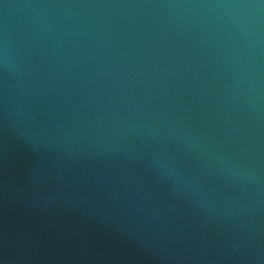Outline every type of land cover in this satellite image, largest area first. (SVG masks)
<instances>
[{
	"label": "water",
	"instance_id": "95a60500",
	"mask_svg": "<svg viewBox=\"0 0 264 264\" xmlns=\"http://www.w3.org/2000/svg\"><path fill=\"white\" fill-rule=\"evenodd\" d=\"M0 264H264V0H0Z\"/></svg>",
	"mask_w": 264,
	"mask_h": 264
}]
</instances>
